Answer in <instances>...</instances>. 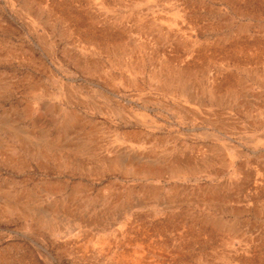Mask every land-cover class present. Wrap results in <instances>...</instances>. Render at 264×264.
Masks as SVG:
<instances>
[{"label": "rangeland", "instance_id": "374dc122", "mask_svg": "<svg viewBox=\"0 0 264 264\" xmlns=\"http://www.w3.org/2000/svg\"><path fill=\"white\" fill-rule=\"evenodd\" d=\"M0 264H264V0H0Z\"/></svg>", "mask_w": 264, "mask_h": 264}, {"label": "bare ground", "instance_id": "6f19581e", "mask_svg": "<svg viewBox=\"0 0 264 264\" xmlns=\"http://www.w3.org/2000/svg\"><path fill=\"white\" fill-rule=\"evenodd\" d=\"M17 133V132H16Z\"/></svg>", "mask_w": 264, "mask_h": 264}]
</instances>
